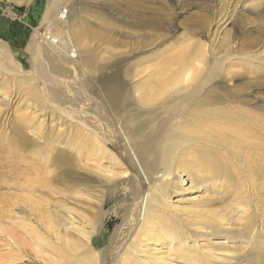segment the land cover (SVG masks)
<instances>
[{"label":"rangeland","instance_id":"rangeland-1","mask_svg":"<svg viewBox=\"0 0 264 264\" xmlns=\"http://www.w3.org/2000/svg\"><path fill=\"white\" fill-rule=\"evenodd\" d=\"M54 1L55 10L47 17ZM54 1L0 0V156L13 155L0 159V166L14 167L15 161L35 157L28 149L7 145L23 116L43 131L23 132L42 149L34 162L40 174L55 169L70 175L51 184L54 193L39 189L30 196L25 189L37 181L31 182L21 167L14 170L24 174L7 181L12 187L0 186V264H79L86 251L97 255L95 264H264V183L256 180L238 195L232 183L217 184L210 173L190 172L183 158L200 161L206 153L213 159L218 152L230 163L235 160L219 145H209V152L179 148L168 160L160 130L172 122L162 127L173 105L188 101L185 107L203 115L197 104L189 105V98L213 93L223 103L205 104L210 116L225 106L232 113L243 109L264 118V0ZM61 9L67 11L62 20L56 16ZM46 34L58 49L43 40ZM147 84L168 89L152 96L142 90ZM112 85L142 89L123 91L117 95L120 106L112 107L107 97ZM139 122L145 124L135 132ZM152 136L158 139L146 148L145 140ZM98 146L106 154L98 157L90 149ZM64 151L72 158H60ZM44 152L56 157L43 158ZM90 152L92 157L86 156ZM162 182L168 186L161 196L154 184ZM219 185L224 186L221 191ZM205 198L220 203L209 206ZM30 204L37 216L22 210ZM148 210L163 214L161 222ZM164 219L176 227L178 241L158 237L165 230ZM211 220L219 225H209ZM193 235L203 239L195 241ZM228 238L238 253L259 249L261 260L255 256L222 263L202 251L211 250L207 242Z\"/></svg>","mask_w":264,"mask_h":264},{"label":"bare ground","instance_id":"bare-ground-1","mask_svg":"<svg viewBox=\"0 0 264 264\" xmlns=\"http://www.w3.org/2000/svg\"><path fill=\"white\" fill-rule=\"evenodd\" d=\"M54 3H55V1L53 2L52 5H50L49 10L47 12V17H49V15L52 13V11L55 10L53 8L56 5V3H55V5H54ZM66 14H67V11L65 9L64 10L61 9L57 13L56 16H57L58 19L62 20V19L66 18ZM42 26L44 27L43 23H42ZM47 39L49 41H51L55 45V47H57V49H58V44H56L57 43L56 41H55L56 43L54 42V37L52 35L46 34L43 40H47ZM182 50H184V49H182ZM183 52H185V51H183ZM198 53H200V52H198ZM188 54H186V55H188ZM180 57H182V56L180 55ZM186 57H188V56H186ZM192 57L194 58V56H192ZM192 57H191V60L193 59ZM195 57H197V56H195ZM170 60H172V59H170ZM180 66H181V64H180ZM195 88L199 89V87H195ZM195 88H194V90H195ZM216 88L220 90V88H223V87L216 86ZM224 88H226V86H224ZM137 89L141 90L142 88L141 87L138 88V86H136V85H131L129 87L128 86H117V85L113 86L112 85V87L108 88V90H107V94H108L107 97L109 99L108 101H111L112 107H113V105H114V107H119L121 100H120V98L117 95H120V93H122L125 90L133 91V90H137ZM167 89H168V87L166 85H153V86H150V85L147 84L146 87L144 89H142V90H143V92H145L147 94H152V96H155V95L158 96V95H160L162 92H164ZM188 90H190V89H188ZM192 90L193 89H191L190 91H192ZM144 97H145V95L143 97L141 96V99L143 100V101L142 100L141 101L144 104V106H147ZM189 97H187L186 99H188ZM152 99H154V97ZM126 101H128V100L127 99L123 100V102H125V103H126ZM189 101H191V102H189L190 106H193V104H195V105L197 104L205 112H207L208 110L206 109V107L205 108H203V107H204L205 104H208V102L218 103V104L219 103H223V101L221 100V97L216 95L215 93H213V95L203 96L202 98H200L198 100L196 98L192 97V98H189ZM182 102H184V101L182 100ZM187 103H188V101H187ZM186 104H184L182 107H179L177 105H173L172 107H174V108L172 109L171 114L168 117H166V119L164 120L165 123L163 121H162L163 123L161 122L162 127H163L167 123L166 122L167 120L168 121H172V122L167 123V125H168L167 129H160L162 131L164 130V134H163L164 135V139H163V148L162 149L169 153L168 154L169 156L167 155L168 158H166V159L172 160L173 156H170L171 152H173L174 150L179 149V148H181V150L184 149L188 153H192V152H196V151L203 152L204 149L207 152H209L210 150L207 148L209 145H219V147L223 146L225 151L227 153H229L233 157V159L235 160L233 163H230V158H228L225 155L222 157L218 152L216 153V157L213 158V159H211L206 153H204L202 155L200 161L190 162L192 160L191 158L190 159L183 158L184 161L182 160V162H184L183 164L185 166H187L189 170L192 169L195 172H200V174L202 172H205L204 175H206V173H210L213 176V178L211 180L214 179L215 183H217V184L223 185V184H225L224 183L225 181L229 182V183H232L234 185V190L233 191H237L238 195H241V192H244V190H243V189H245L244 187H246L247 185H250V184L251 185L254 184V181H256V180H260L261 181L260 183H264V118L262 116H260V114L249 113V112L243 111V109L242 110L238 109V112L237 111L236 112L233 111L235 113H232V112H229L230 110L228 111L227 108H224L225 106L218 107V109L215 108L216 110H219L218 112H215L216 110L213 107V110H215V111H213V113H215L214 116H210L211 113L207 114L205 112H203L204 114L202 115L201 111H198V112H200V113H198L193 108L185 107ZM209 105H210V103H209ZM193 107L195 108V106H193ZM196 108H198V107H196ZM142 109H144V108L141 107V110ZM229 109H231V108H229ZM235 109L236 108H234V110ZM27 115H25V116H27ZM176 117H179L180 121L177 120V121L174 122V119H176ZM104 118H105V116L103 117V119ZM17 120L18 121H16L15 125H16V127L18 129V132H14L11 137L7 138V145L8 144L9 145H13V147L16 148V149H22V150L28 149L37 158L36 159H35V157L32 158L33 156L29 157V159H25V158L21 157L22 159H20L19 161H15L14 167L13 166H11V167L9 166L8 167V165L0 166L2 168V169H0V186L2 187V185H4V184L10 185L9 183H7L8 180L12 181L14 179L15 180L19 179L20 176H22V175H19V174H24V171L17 172L14 169L17 168V170H18V168L24 167L29 172L26 175H29L28 177L31 178V180H30L31 182H32V180L33 181H37V184H38V181H39V184L38 185L36 184L34 186H33V184L31 185L29 183L31 186H28V189H25V190H27L28 194H30V196L33 195L34 193H36L35 191L39 190V189L40 190L46 189L48 192H51L53 190L51 193H54L55 189L51 188V186H52L51 184L54 183V182H58V181H65V178L67 176L70 177V175L69 174L66 175V174L60 173L57 170L55 171V169L46 170V171L43 170L42 172H44V173L40 174L41 172L39 171V169H37L34 166V164H35L34 162L36 160L40 159V156H41L40 152H42L41 151L42 149L40 150V148H38L39 144H38L37 140L31 139L29 137H26V135L23 132H24V129L26 130L27 128H32L39 135H42L43 131L41 130L39 125H38V127H36V126L34 127V123L32 122L33 121L32 118L26 120L23 116H19V118ZM143 124H145V123L144 122L143 123L142 122L141 123L140 122L137 123L133 127L134 131L136 132V131L141 130L143 128ZM104 125H106V124H104ZM162 127H160V128H162ZM106 128H108V127H106ZM164 128H166V127H164ZM157 131H158V129H157ZM162 131H160V132H162ZM106 132L108 134V131H106ZM156 135H158V134H156ZM60 136L61 135H56V141H58V142L61 141L59 139ZM44 137H46V136H44ZM47 138H49V137L47 136ZM91 138L92 137H90V139ZM152 138L145 140L146 143H144V146H146V148L151 146V144L154 142V139H158L156 136H152ZM89 142H90V140H89ZM91 142H93V143L95 142V143L98 144V141H96L94 137H93V140L91 139ZM91 142H90V145H91ZM195 142H199V143H201V145L193 144ZM144 146H143V148H144ZM9 148H10V146H9ZM100 148L101 147L98 146L97 148L94 147V148H90V149H95V151L98 153V155H96V156L100 157V156H103L104 154H106L104 152V150L100 151ZM101 149H103V147ZM4 151H6V150H4ZM105 151H107V150L105 149ZM86 152H89V151H85V154H86ZM93 153H95V152H93ZM223 153H225V152H223ZM8 154H9V156L13 157V155H11V151H8ZM90 154H91V152L87 153L86 156L92 157ZM139 154H141V153L138 152L137 153V157H138V160L140 161V160H142V158H141V156ZM9 156H6V157L0 156V159H2V158L5 159V158H7ZM186 156H188V155H186ZM42 157L43 158L45 157L46 159H51V158L56 157V156L52 152H44ZM59 157L62 158V159H66V160L72 158L70 153H67L66 151L59 153ZM131 157H132L133 160H135L134 154ZM158 157L161 158L160 155ZM194 158H196V157H194ZM87 160H88V158H87ZM218 160L219 161L221 160L224 163L223 166L221 165V166H219V168L217 167V164H216V162ZM8 161H10V160H8ZM241 161H243V162H241ZM200 162H201V164H200ZM136 163H138V162H136ZM86 166H88V165H86ZM99 167L100 166H98V169H100ZM45 169H47V168H45ZM90 169H92V168H90ZM192 170L190 172H193ZM92 171L93 170H90V173ZM113 174L114 173H112V175ZM26 175H24V176H26ZM201 177L203 178L202 175H201ZM242 177H245L246 179L245 180H241ZM86 178L89 179V177H86ZM167 182H164V183L162 182L161 184H156V183L154 184V189L157 191L158 195L162 196L164 194V192L167 189L166 185L168 186ZM203 182H204V179H203ZM205 182H206V180H205ZM197 183H199V180L197 181ZM213 185L214 184H212V186ZM195 186H196V184H195ZM225 186H227V185H225ZM222 187H224V186H222ZM222 187L220 186V191H221ZM255 190H256V188H255ZM224 191H226V190H224ZM218 192H219V190H218ZM215 193H217V192H215ZM222 193L223 192H221V194ZM83 196L84 195H81L80 197L83 198ZM147 196L148 195H146V198H145V205H144L143 213L145 212V208H146ZM84 197H86L89 201H92L91 197H89V196H84ZM138 197H139V195H138ZM208 198H205V200L204 199L203 200H204V204L209 205V206H211V204L213 205L214 203H216V201H218V200H212V198H210V199H208ZM143 201H144V199H142V200L139 199L138 200V202L141 203L140 205H142ZM151 202L153 203L152 205H154V207L158 206V205H155L157 203V199H154ZM218 203H220V201H218ZM33 207L35 208L36 206H33ZM33 207L30 204L28 206V208H25V209L23 208L22 210L24 212H27L30 216L36 215V212L34 214V210H37V209H33ZM141 208H142V206H141ZM148 214H149V216H151V218L153 217V219H154V217H157L158 220L161 219V217L163 216V214H159V212H157L155 210L154 211H149L148 210L147 215ZM156 214H158L160 216H156ZM218 217H220V216H218ZM161 220H159V221L161 222ZM218 220H219V218H218ZM196 221H197V223L198 222L202 223V221H200V219H199V221L198 220H196ZM208 223H209V225L213 223L214 226H215L216 225L215 223H217V222H215V220H213V221L211 220V223L210 222H208ZM162 224H163V222H162ZM217 224L219 225V222ZM250 224H251V222L248 220L247 223H246V229L250 228ZM158 225H160V224L158 223ZM192 225H194V223ZM164 227H165V230L163 231L162 230L163 228H162L161 231H163V232H161L158 235V237L159 238H164L167 241H170V243L173 242V241H178L179 238H178V233L176 231V227L172 224L170 219L169 220L168 219H164ZM206 228H208V227H206ZM213 228L215 229V227H213ZM150 229H151V227H150ZM145 230H147V229H145ZM151 231H153V230H151ZM258 232H259V230H258ZM259 234H260V232H259ZM193 236L192 237L195 239V241H197V239L199 237H201L200 235H197V236L193 235ZM201 239H203V238L201 237ZM229 239L230 238H228L227 240H221L219 242L215 241L214 243L212 242L211 244L209 242H207V244H209L208 248H210L211 250L210 251H205V250L202 249V251L205 253V255L207 257H209V259L211 257L213 259H216L217 261L220 260L221 262H222V260L228 262L229 260L231 261V259L236 260V262H239L241 260L250 261V260H253L255 256H256L258 261L261 260L260 259L261 255H260L259 249H256L255 252L249 251V253H248L247 251H245V252H242V253H238V250L236 251L237 247L234 244H231ZM216 242L219 243V244L215 245ZM225 246H228V247H225ZM177 247L179 249L180 248V244H177ZM204 248H207V247H204ZM225 248H229V249L227 251L223 250L222 252L219 250V249H225ZM172 249H173V247H172ZM213 249H216V250H213ZM242 250H244V249H242ZM173 251H175V250H173ZM216 251H218V252H216ZM85 254L86 255L82 257V259L79 262V264H95L96 263L97 255H95L94 252L86 251ZM190 259H193V257H190ZM224 263H226V262H224Z\"/></svg>","mask_w":264,"mask_h":264}]
</instances>
